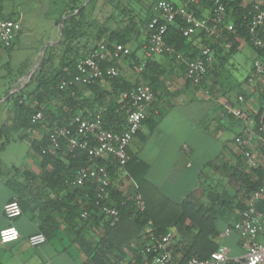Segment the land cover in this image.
Instances as JSON below:
<instances>
[{
  "label": "trees",
  "instance_id": "trees-1",
  "mask_svg": "<svg viewBox=\"0 0 264 264\" xmlns=\"http://www.w3.org/2000/svg\"><path fill=\"white\" fill-rule=\"evenodd\" d=\"M154 1L151 0L152 3ZM2 2L3 0H0V14L3 9ZM220 2L226 9V21L232 22L235 28V32L227 35L226 40L212 41L203 33L186 37L181 31L184 23L177 18L167 26L164 34L165 42L175 51L182 53L183 57L190 59L197 57L201 47L205 45L212 48L215 56L216 52L221 50L223 42L225 44L234 42L236 37L244 39L254 48L246 28L249 4L244 5L243 0H220ZM62 3L61 14L64 18L60 40L46 46L43 61L32 72L28 82L12 92L0 104V117H2L0 152L12 141H26L27 156L35 162L38 169L35 172L29 167H12L13 174L5 181L13 191L10 199L16 198L21 212H36L35 218L39 223L37 232H42L45 237H49L60 223L73 229L75 241L91 264H123L128 252L131 254V259L126 260L125 264H147L148 259L138 252V248L134 245L135 241L142 234H147L148 229L158 236L172 227L186 224L191 226V241L180 249L184 258L207 259L210 253L219 248L216 241L218 233L222 230L219 222L223 221V227H225L238 219L239 212L244 208L243 200L262 183L264 167L253 168L249 173L237 166L230 168V176L238 183V188L228 197L216 188H211L207 191L204 202H194L188 196L177 202L164 196L147 179L146 163L134 155L128 146L126 148L128 160L122 168L103 157L91 162L86 149H71L63 137L59 139L58 147L54 152H50L48 130L54 127H68L74 130L75 115L93 113L100 105L106 106L102 117L104 126L114 131L122 130L125 112L121 108V93L141 82L147 83L153 92V104L163 89L162 76L165 74L164 69L154 68L156 61L150 58L141 71H136L135 79H127L120 72L118 60L110 58L101 61L102 67L112 66L117 70V75L110 79L108 86L94 82L85 86L72 84L60 88L62 80L71 79L75 73L76 63L88 52L90 45L89 43L82 45L81 42L88 26V23H85L84 7L79 8L80 3L77 0H63ZM190 7L196 15L209 17L213 0H204ZM123 9H125L124 15L129 19L127 24L118 30H109L103 39L100 34L106 29L100 30L91 44L103 42L111 49L113 43L128 44L130 42L137 22L129 16L130 10L126 6ZM203 9L207 10L206 15L202 14ZM0 18L18 19L11 15ZM21 31L22 25L10 47H5L1 43L0 46L5 49L7 55L14 47ZM232 46L231 48L235 47V45ZM255 51L256 56H259L260 52L257 49ZM161 55L167 56L172 63L178 64L185 70L184 63L176 61L173 55ZM125 58L133 67L135 66L134 70H136L139 62L134 59L133 53L127 54ZM30 68L28 59L14 65L8 55L5 62L0 65V99L8 95L13 85L14 87L19 85L17 81ZM212 68L208 69L207 74ZM87 91L88 94L85 93ZM37 111H41L42 119L32 123L31 116ZM143 124L153 129L156 121L148 116ZM91 163L102 164L109 171L110 199L116 204L119 212V218L116 221L99 209L87 218L80 216L83 203L95 198L94 186L89 183L74 186L71 181L80 168ZM124 172L135 181L137 186L127 194L115 188V183ZM134 192L141 194L144 200L143 211H139L134 205L131 198ZM257 210L264 216V200L258 201ZM85 229L92 230L93 242L85 238L82 233Z\"/></svg>",
  "mask_w": 264,
  "mask_h": 264
},
{
  "label": "crops",
  "instance_id": "crops-1",
  "mask_svg": "<svg viewBox=\"0 0 264 264\" xmlns=\"http://www.w3.org/2000/svg\"><path fill=\"white\" fill-rule=\"evenodd\" d=\"M31 1L41 5L45 0H28ZM77 1L80 3L79 8L84 7L85 23H88L87 32L81 39L82 45L91 44L102 29H106L100 34L103 39L109 30H118L125 26L129 20L124 15L123 8L126 6L130 10L129 16L137 22V26L130 42L123 45L128 47V54L133 53L137 62L143 59L147 21L153 14L151 0ZM170 1L175 4L182 2ZM2 4L0 17L11 15L18 18L22 25V31L8 54L10 61L17 65L28 59L32 68L40 58L41 47L44 44L47 46L57 43L59 22L64 18L61 14L63 3L53 18L51 34L45 38L44 35L37 36L35 32L25 31L24 12L5 9L4 0ZM206 13L207 10L203 9L202 14L206 15ZM25 38L32 40L27 47L24 46L26 44H20V39L25 40ZM232 45L235 47L231 48ZM245 45L249 44L239 37L228 44L223 42L221 50L214 56L213 68L199 86L190 84L184 77V70L178 64L172 63L167 56L160 54L151 58L157 62L155 69L165 70L162 76L163 89L149 112V116L156 121V126L150 129L147 124H143L128 145V149L146 163L147 179L164 196L173 201L179 202L188 196L194 202H204L207 191L211 188H216L228 197L238 188V183L230 176V168L237 166L249 173L253 168L264 167L263 147L256 146L254 141L247 143L246 148L251 151V158L255 162V166L249 168L241 154L240 145L234 142L235 137L240 135L244 128L251 127L254 123H264V77H254L252 74V63L256 58L255 49L251 47L248 69L240 80H236L230 86L226 78H223L230 56L242 50ZM21 50H25L22 51L24 54L17 58ZM8 55L0 46V65L5 62ZM125 57L118 60L120 72L125 78L133 80L137 76V70H134L135 66L133 67ZM19 86L13 85L10 90ZM232 89L234 95L229 94ZM239 94L244 95V101H238ZM230 107L240 109L247 118L234 115L229 110ZM1 119L2 117L0 121ZM150 142L151 147L147 149ZM12 167L2 164L0 158V228L12 225L18 230L19 236L9 241H0V264H91L75 241V232L69 226L60 223L58 228L46 237L45 242L31 246L27 238L39 228L38 220L35 218L36 212H22L13 219L5 217L3 205L13 196L12 189L5 183L13 174ZM28 167L35 172L38 171L37 168ZM223 226L224 222L220 221L219 227ZM190 227L186 224L169 229L176 245L190 243ZM91 231L85 229L82 233L86 239L93 242ZM216 241L218 244H227L232 257L242 253L235 233L222 240L216 237ZM130 259L131 254L128 252L126 260Z\"/></svg>",
  "mask_w": 264,
  "mask_h": 264
},
{
  "label": "built area",
  "instance_id": "built-area-1",
  "mask_svg": "<svg viewBox=\"0 0 264 264\" xmlns=\"http://www.w3.org/2000/svg\"><path fill=\"white\" fill-rule=\"evenodd\" d=\"M202 1L204 0H184L179 4L170 0L154 1L153 14L147 22L148 35L144 44V56L136 66L138 72L154 55L169 54L173 55L176 61L184 63V77L190 84L199 86L203 83L208 69L215 62L212 48L209 45L202 46L199 55L190 59L183 57L182 53L175 51L164 40L167 26L177 18L184 23L181 31L186 37L203 33L212 41H224L227 35L235 32L233 23L225 19L226 9L220 0H213V8L210 10L209 17L196 15L190 6ZM243 4L250 6L246 24L248 38L254 48L260 52V55L256 56L252 63V74L254 77H264V0H243ZM20 29L19 19L0 18V42L2 45L10 47ZM128 53V47L120 43L113 44L111 49L103 42L90 44L88 52L76 63L75 73L71 79L62 80L59 87L72 84L85 86L94 82L108 86L110 79L117 75V70L112 66L102 67L101 61L110 58L119 60ZM237 99L244 101V95L239 94ZM120 102L121 108L125 112V123L122 130L114 131L104 126L102 117L106 106L100 105L93 113L75 115L73 117L74 130L68 127H54L48 130L49 151L54 152L58 147L59 139L63 137L71 149H86L91 162H94L96 158L103 157L121 168L124 167L128 160L126 148L152 110V89L147 83L141 82L132 89L122 92ZM229 110L238 117L247 118L240 109L230 107ZM40 119H42L41 111H37L31 116L32 123ZM251 141H254L256 146L264 148V123H254L251 127L244 128L242 133L234 139V142L240 145L241 154L249 168L255 166V162L251 158V151L246 148L247 143ZM84 183L94 186L95 198L83 203L80 216L87 218L96 209H99L115 221L118 220L117 206L110 199L111 178L107 168L97 163L80 168L71 184L78 186ZM115 188L121 193L127 194L137 186L135 181L124 172L115 183ZM131 198L139 211L145 209L141 194L134 192ZM260 200H264V181L243 200L244 208L239 212L238 219L231 225L225 226L217 235V239L222 240L235 233L242 251L239 256H230L229 246L219 243V248L210 253L207 259L184 258L180 251L183 245L174 243L171 231L155 236L148 229V233L142 234L134 245L138 248V252L148 259L147 264H264V216L257 210V203ZM21 213L16 198L8 200L3 205V214L6 218L13 219ZM18 236V230L12 225L0 228L1 242L16 239ZM45 240L46 237L42 232L33 233L27 238L31 246H38Z\"/></svg>",
  "mask_w": 264,
  "mask_h": 264
},
{
  "label": "rangeland",
  "instance_id": "rangeland-1",
  "mask_svg": "<svg viewBox=\"0 0 264 264\" xmlns=\"http://www.w3.org/2000/svg\"><path fill=\"white\" fill-rule=\"evenodd\" d=\"M63 0H45L41 5H38L36 1L28 2V0H4V8L11 10L15 9L22 11L25 14V31L35 32L37 36H43L44 38L51 34L53 26H51L54 21L58 9L62 4ZM59 2V3H58ZM32 40L25 38V40L20 39V44L27 47ZM23 50L18 53L17 58H20L24 53ZM252 48L249 45H245L242 50L236 51L230 56L228 63L226 65V71H224L223 78L230 83V86L240 80L241 77L246 73L249 65L248 56L251 54ZM20 81V82H19ZM18 81L19 85L22 84V78ZM18 85V86H19ZM234 89L230 91L229 94L234 95ZM1 91V90H0ZM1 94V93H0ZM3 98V97H2ZM155 139V138H154ZM151 147V142L148 144L149 149ZM28 145L26 141H14L7 145L1 152L0 158L4 165L15 166L16 168L32 167L36 169L35 162L31 161L27 156ZM223 230V227H221ZM221 230V231H222Z\"/></svg>",
  "mask_w": 264,
  "mask_h": 264
},
{
  "label": "water",
  "instance_id": "water-1",
  "mask_svg": "<svg viewBox=\"0 0 264 264\" xmlns=\"http://www.w3.org/2000/svg\"><path fill=\"white\" fill-rule=\"evenodd\" d=\"M61 26H62V19L60 20V22H59V32H58V39H57V42L60 40V38H61V33H62V31H61ZM45 47H46V45L44 44L42 47H41V51H40V58H39V60L37 61V63L22 77V84L18 87V88H16V89H12V90H10L9 91V93H8V95H6L5 97H3V98H1L0 99V104L12 93V92H14V91H17L18 89H20L21 87H23L27 82H28V80H29V78H30V76H31V74H32V72L33 71H35L38 67H39V65L42 63V61H43V58H44V52H45Z\"/></svg>",
  "mask_w": 264,
  "mask_h": 264
}]
</instances>
